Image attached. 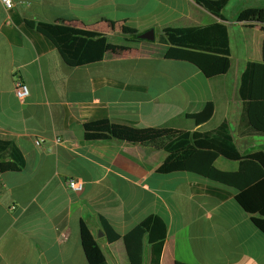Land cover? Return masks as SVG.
Wrapping results in <instances>:
<instances>
[{"label": "crops", "instance_id": "crops-1", "mask_svg": "<svg viewBox=\"0 0 264 264\" xmlns=\"http://www.w3.org/2000/svg\"><path fill=\"white\" fill-rule=\"evenodd\" d=\"M12 3L9 11L0 3V141L16 147L24 168L0 174V264H89L81 224L106 264H128L121 240L108 243L100 219L123 236L150 215L166 225L160 264H264V235L232 190L186 172L157 173L164 151L82 139L84 124L103 120L201 133L225 122L241 156L264 151V137L240 123L238 94L246 64L263 63L264 25L237 22L244 10L264 9V0H230L224 21L194 0ZM26 21L104 35L102 59L69 67ZM215 23L226 26L228 56L204 70L165 58L169 46L158 40L164 28ZM149 29L152 42L135 38ZM16 80L28 87L24 101L14 94ZM208 102L211 118L194 127L184 115ZM213 165L239 169L221 156ZM73 177L85 182L82 193L67 189ZM142 264H149L147 244Z\"/></svg>", "mask_w": 264, "mask_h": 264}, {"label": "trees", "instance_id": "trees-1", "mask_svg": "<svg viewBox=\"0 0 264 264\" xmlns=\"http://www.w3.org/2000/svg\"><path fill=\"white\" fill-rule=\"evenodd\" d=\"M194 2L224 21L222 12L230 0ZM237 22L264 25V9L244 10L238 14ZM26 24L46 37L69 67L102 59L106 44L104 35L43 22L26 21ZM158 40L169 46L166 59L190 63L198 70L206 69L220 56L229 55L227 30L222 23L191 28L166 27ZM261 48L263 63L246 64L238 94L242 101L240 123L251 133L264 137V39ZM212 114L213 105L208 102L200 112L185 114L184 117L196 127L206 123ZM82 139L86 142L114 140L164 151L167 157L157 168V173L186 172L232 190L238 206L254 216L251 218L253 225L264 235V151L241 156L227 123L201 133L169 128H136L103 120L84 124ZM219 156L239 162V169L236 172L217 170L213 163ZM23 168V158L16 147L10 142L0 141V174L18 172ZM100 222L108 243L121 240L128 264L143 263L145 244L149 247V264H160L167 231L159 216H148L123 236L102 218ZM80 239L89 264H106L99 246L84 224L80 227Z\"/></svg>", "mask_w": 264, "mask_h": 264}, {"label": "built area", "instance_id": "built-area-1", "mask_svg": "<svg viewBox=\"0 0 264 264\" xmlns=\"http://www.w3.org/2000/svg\"><path fill=\"white\" fill-rule=\"evenodd\" d=\"M0 3L2 4V6L4 7L6 11L11 10L13 7L12 0H0ZM13 90H14V94L16 98L19 101H24L29 95L28 87L19 80H16L14 82ZM42 142H43V139H35L34 145L39 147L41 146ZM55 143L59 144L61 143V141L59 139H55ZM66 187L72 193H82L85 188V182L79 178L73 177V178L67 179Z\"/></svg>", "mask_w": 264, "mask_h": 264}, {"label": "water", "instance_id": "water-1", "mask_svg": "<svg viewBox=\"0 0 264 264\" xmlns=\"http://www.w3.org/2000/svg\"><path fill=\"white\" fill-rule=\"evenodd\" d=\"M136 39L141 41L152 42L154 40V30L149 29L135 36ZM102 236V233H98V237Z\"/></svg>", "mask_w": 264, "mask_h": 264}]
</instances>
